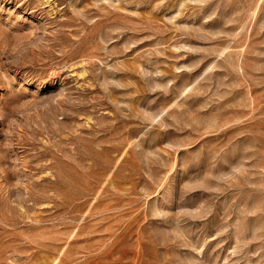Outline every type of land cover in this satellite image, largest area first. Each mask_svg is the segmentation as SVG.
<instances>
[{
    "label": "rangeland",
    "instance_id": "obj_1",
    "mask_svg": "<svg viewBox=\"0 0 264 264\" xmlns=\"http://www.w3.org/2000/svg\"><path fill=\"white\" fill-rule=\"evenodd\" d=\"M0 264H264V0H0Z\"/></svg>",
    "mask_w": 264,
    "mask_h": 264
}]
</instances>
